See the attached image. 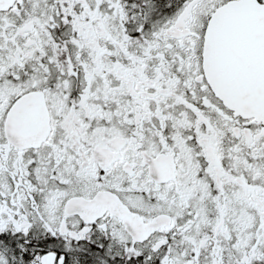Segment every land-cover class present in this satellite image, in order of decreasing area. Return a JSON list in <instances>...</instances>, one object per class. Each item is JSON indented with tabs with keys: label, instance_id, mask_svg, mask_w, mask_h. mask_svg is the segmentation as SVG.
I'll use <instances>...</instances> for the list:
<instances>
[{
	"label": "snow or ice",
	"instance_id": "1",
	"mask_svg": "<svg viewBox=\"0 0 264 264\" xmlns=\"http://www.w3.org/2000/svg\"><path fill=\"white\" fill-rule=\"evenodd\" d=\"M0 264H264V0H0Z\"/></svg>",
	"mask_w": 264,
	"mask_h": 264
}]
</instances>
